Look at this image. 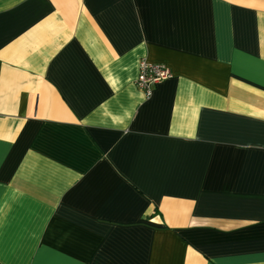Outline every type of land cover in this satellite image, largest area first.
I'll use <instances>...</instances> for the list:
<instances>
[{
    "label": "crops",
    "instance_id": "1",
    "mask_svg": "<svg viewBox=\"0 0 264 264\" xmlns=\"http://www.w3.org/2000/svg\"><path fill=\"white\" fill-rule=\"evenodd\" d=\"M0 264H264V0H0Z\"/></svg>",
    "mask_w": 264,
    "mask_h": 264
},
{
    "label": "built area",
    "instance_id": "2",
    "mask_svg": "<svg viewBox=\"0 0 264 264\" xmlns=\"http://www.w3.org/2000/svg\"><path fill=\"white\" fill-rule=\"evenodd\" d=\"M171 76V69L165 64L150 62L142 58L139 61V70L135 79V85L144 91L146 95H150L153 85Z\"/></svg>",
    "mask_w": 264,
    "mask_h": 264
}]
</instances>
